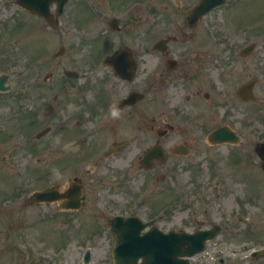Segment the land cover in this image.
Returning <instances> with one entry per match:
<instances>
[{
    "label": "flooded vegetation",
    "instance_id": "obj_1",
    "mask_svg": "<svg viewBox=\"0 0 264 264\" xmlns=\"http://www.w3.org/2000/svg\"><path fill=\"white\" fill-rule=\"evenodd\" d=\"M213 20H206L202 24V20H198L192 26L200 27L194 30V34L187 35L190 38L183 42L186 37L184 33L180 38L172 34L159 37L167 41L160 45L158 50L151 51V61H139L142 65L138 72V37L137 50L133 53L135 56V67L133 78L131 80L121 79L114 75L111 68H106V73H94L90 76L91 89L103 98H95L88 105H81L77 117H85L83 114L87 112L86 120L91 124L93 129L91 133L96 135L99 140L93 142L91 148L94 154L97 150L109 140L108 152L112 153L114 159L116 155H122L126 152L130 145L137 147L138 151L141 146L158 147L162 151V162L153 160L152 171L162 169L167 171H175L184 169L187 164L181 163L184 157L181 156L182 150L206 151L214 150L215 153L210 154L212 162H216L217 172L220 180L217 181L218 186L226 185L229 182L239 181L251 187L248 191V197H254V187L264 186V165L261 162L255 164V142L254 133L255 121L253 119L256 112L253 94L251 96V88L254 93L255 83L247 87L246 92H239V88L248 85L253 81L252 75L256 67V59L253 52L243 51H222V50H206L205 40L200 39L196 34L204 33L205 26H210L213 35L214 46L221 39L216 34V28ZM190 40H193L192 42ZM257 64L264 65V56L257 59ZM149 64V68L146 65ZM260 70V69H259ZM89 76H83L86 80ZM125 80V81H124ZM138 90L143 94L144 101L151 102L152 110L150 115L149 131H138V106L142 104L138 102ZM128 102L134 100V103L126 107ZM259 103H263L264 99L259 98ZM260 106H264L261 104ZM75 114L74 109L71 115ZM129 118L135 124L133 132L125 131V120ZM206 121L211 124L218 123L215 129L227 126L237 138V144H220L210 145L207 142V136L211 132L204 129ZM124 126V128H123ZM163 127L164 130H154ZM123 128V130H122ZM196 129V130H195ZM130 134L129 137L123 138L122 135ZM129 139V141H126ZM119 142V143H117ZM124 146L123 150L119 147ZM119 149L118 151H116ZM110 150H114L111 152ZM116 151V152H115ZM98 155L92 160L93 168L89 170L93 174V178L86 182H82L80 178L77 180V192L80 191L82 199V208L85 211L73 210L69 213L76 219H85L87 223H97L100 225L99 232L108 235L106 244L109 245L111 233L109 231L110 219L114 216L143 218L138 215V173L136 172V197L135 212L131 213L122 210L130 205L127 200L118 201L114 199L107 200L105 195L100 196V188L106 192L110 191V185L106 180L112 181L111 184L125 183L126 165H120L111 161V165L116 169L112 170L113 177L106 178L104 169L98 167L104 166ZM201 159V158H200ZM259 161V159L257 158ZM123 166V167H120ZM106 167V166H105ZM120 170V171H119ZM138 171V169H137ZM88 174V173H87ZM78 178L73 176V179ZM175 185V181H173ZM61 186V184H59ZM58 191L59 195L75 196L76 188ZM90 199L85 200V195ZM85 194V195H84ZM97 194L99 196H97ZM79 202V201H78ZM198 201L189 206L186 200L183 204V215L175 216V214L165 215L169 217V224L172 225L174 219L180 225L178 227L159 226V230L184 231L187 234H193L197 231L213 229L219 224H228L222 216L215 217L207 209H199ZM63 203H67L66 200ZM111 212L113 213L111 215ZM180 213V212H179ZM258 214L261 219L259 223L264 225V211L251 210L249 218L252 224H255V215ZM224 219V221H223ZM160 220H164L160 217ZM150 221V220H149ZM148 222V221H147ZM155 223V221H154ZM159 224V221L156 220ZM224 226L220 227V231H224ZM152 227H146L149 230ZM259 231H264V226H256ZM143 232V231H142ZM112 238V237H111ZM222 244L224 247L232 250L236 243L224 234L216 236L214 239L207 241L204 250L189 258V264H233L232 261L217 257L213 253L220 252ZM246 249V246H243ZM254 256L252 253L249 257H255L256 260L252 264H264V250H256ZM237 264V263H236Z\"/></svg>",
    "mask_w": 264,
    "mask_h": 264
},
{
    "label": "rangeland",
    "instance_id": "obj_2",
    "mask_svg": "<svg viewBox=\"0 0 264 264\" xmlns=\"http://www.w3.org/2000/svg\"><path fill=\"white\" fill-rule=\"evenodd\" d=\"M131 1L133 0H127L126 3H121L120 0H116L114 3L111 2L112 5L109 10H105L102 3L97 2L98 6L104 11V16H101V20L111 18L112 15L119 17L120 20L123 19L124 21L121 25L125 29L115 39L119 40L122 36L131 38L129 44L134 48V39L129 32L131 31L130 28L137 24L136 18L138 15V51H147L151 43L159 35L171 33L173 30L169 26H162L161 23H159L157 29L155 24L152 23V18L159 17V12L155 13V15L151 13L153 0H138V7H136L135 2L129 4ZM159 1L161 5H170V2L166 0ZM186 1L182 0V8L186 6ZM127 4L129 5L126 6ZM170 6L175 8L174 5ZM228 7V5L224 6L212 14L220 25V32L223 36V50L230 49L233 41H241L239 44H243L250 40V34L253 32L260 34V41L263 40L264 0H239L237 6L233 8V14L239 25L242 22L251 23L254 20L253 24L256 30L261 27L258 31L250 33L246 26L238 30L234 28L231 19L226 17L227 13L230 14ZM253 24L252 28L255 29ZM27 28L33 30L32 34L26 35ZM77 30L78 28L76 27L62 25L58 34L53 35L37 17H28L22 10L13 5L11 0H0V73L10 74V83L19 86L11 90V95L0 97L4 101L0 103V264H80V256L85 249V245L92 247L91 264H102L106 255L105 244L102 240L104 235H92L96 232L93 227L94 232L91 234L92 236L90 235L92 241L84 244L78 242L85 241L90 236L85 237L83 233L74 232L72 235L67 234L65 237L69 238V241L66 240L63 243L64 239L61 236L62 233L58 230V223L54 217H49V215H53L54 207H46L44 205L29 207L25 202L29 193L56 181L58 174L56 175L50 171L48 167L54 164V158L60 153L61 146L65 144L63 147L68 152L70 149H66L68 148L66 142L74 140L70 138L64 141L61 136L63 131L59 127L61 124L73 125L75 121L65 114H62L60 119L56 121L52 113L51 116H40V121H36L35 125H29L30 123L27 122L29 120L25 118V113L18 111V109L24 110L23 107L26 104H16L17 100L12 98V96H15L17 91L21 93L24 89L22 84L25 82L29 84L28 79L31 80L29 81L30 83H38L40 85L39 88L35 89L42 90L44 86L41 81L45 74L54 73L62 66L82 68L85 59L77 57L72 51L69 53L70 45L75 38L74 32ZM10 31H15V33L11 35ZM86 33L88 34L89 32ZM47 36H49L46 40L47 45L40 43V40ZM62 46L67 48L65 55L54 60V53ZM109 46V40L107 45L101 42L94 45L96 50H107ZM263 49V47L259 48L258 52H263ZM42 50H47L49 57L47 64L43 63L47 58L46 56L43 58L38 57L42 55ZM20 78L21 81L19 80ZM24 79L25 81H23ZM260 91H264V86L258 87L257 92L259 93ZM7 93L1 94L5 95ZM153 112L152 109H149L147 114ZM47 125L52 127L50 133L38 141L29 140V137L32 139L38 130ZM146 125V122L142 119L138 121L139 130H147ZM259 125L262 126L261 123ZM209 126H211L210 121H206L204 129ZM255 129L260 131H256L254 134L255 141H257L264 135V130ZM30 148H33V151ZM201 152L195 151L191 153L190 157L183 159L182 162L187 164L196 162L197 166L202 164L206 167L212 161L210 159H201L199 161L204 156ZM137 153V149L133 148L125 157L128 160ZM83 165L88 166L89 161H84ZM213 170L215 171V169ZM161 172L155 171L154 175L153 172L149 173L150 175L147 174L148 181H144L143 175H138V192L140 190L139 193L144 197L142 205L138 208L139 213L145 212L152 216V214L157 215V213L166 210L170 211L165 202L169 199L172 200L171 196L175 193L167 190L171 186V183L168 186V179L163 185H160L157 175ZM44 173H46V177L39 181V178ZM203 173L209 176L211 172L204 169ZM174 174L180 180V189L181 187L187 189L189 187L188 181H186L188 173L182 170L175 171ZM109 176L110 174L106 178H109ZM129 181L130 185L134 187V176L130 177ZM142 182L144 183L142 184ZM213 184H215L214 181H210L204 187L208 201L204 202V204L205 208L214 216L217 217L221 209L229 212L247 209V205L244 208L241 205L240 209L236 205L240 203L238 197H240L241 185H232V182H230L231 186H224V189H218ZM158 187H163L167 191L157 195L160 192H156L155 188ZM12 189L13 193L11 192ZM17 190L18 193L14 197V191ZM152 194L155 196L150 198ZM104 195L107 200L123 201L124 198L122 194L107 193L103 188H100V196ZM10 196V201H8ZM175 197L173 196V198ZM156 199H160L164 205H156ZM262 206H264V203H262ZM176 210L174 209V211ZM175 214L183 215V213L178 214L177 212ZM173 224L177 225L176 219H174ZM237 226L243 227L244 225L243 223H238ZM57 241H62L66 247L63 249L58 248L57 245L59 243ZM257 244L262 245L264 241L257 242ZM241 256L239 254L233 258L236 257L239 260ZM242 263L246 264V262Z\"/></svg>",
    "mask_w": 264,
    "mask_h": 264
},
{
    "label": "water",
    "instance_id": "obj_3",
    "mask_svg": "<svg viewBox=\"0 0 264 264\" xmlns=\"http://www.w3.org/2000/svg\"><path fill=\"white\" fill-rule=\"evenodd\" d=\"M114 253H116V250L114 251Z\"/></svg>",
    "mask_w": 264,
    "mask_h": 264
}]
</instances>
